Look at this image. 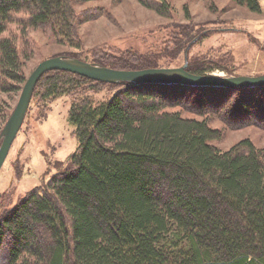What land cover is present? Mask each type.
Here are the masks:
<instances>
[{
	"label": "trees",
	"instance_id": "16d2710c",
	"mask_svg": "<svg viewBox=\"0 0 264 264\" xmlns=\"http://www.w3.org/2000/svg\"><path fill=\"white\" fill-rule=\"evenodd\" d=\"M85 1L0 0V93H18L27 81L25 64L41 52L30 31L113 69L170 66L186 52L190 73L211 71V60L189 57L210 32L192 26L162 50L141 54L111 42L84 50L79 30L93 12L77 9ZM139 1L169 15L166 0ZM261 1L236 0L255 13ZM62 96L71 99L77 150L43 187L0 208V264H264V147L244 139L221 150L208 118L264 130V86L112 84L55 70L33 98ZM12 113L0 102L2 124Z\"/></svg>",
	"mask_w": 264,
	"mask_h": 264
},
{
	"label": "rangeland",
	"instance_id": "374dc122",
	"mask_svg": "<svg viewBox=\"0 0 264 264\" xmlns=\"http://www.w3.org/2000/svg\"><path fill=\"white\" fill-rule=\"evenodd\" d=\"M166 1L171 7L168 16L146 7L139 0L80 3L78 10L93 11L89 21L82 24L79 30L83 49L111 42L109 45L112 48L141 54L153 51L155 47L162 50V44L170 35L173 38L180 36L182 26H192L197 31H210L189 51V57L211 60L208 66L212 69L206 74H264V0L261 1L260 13L239 5L236 0ZM13 30L17 31L15 25L10 26V32ZM28 36L30 42L35 41L33 48H39L41 52L26 62L27 78L41 61L51 57L66 55L82 60L74 56L79 52L76 48L50 43L40 31H30ZM186 55V52L185 55L180 54L170 66L162 67H181L185 64ZM21 91L10 95L0 93V102L14 111ZM110 93L105 90L97 99L106 98ZM70 108L71 99L67 96L43 104L32 97L24 123L0 171L1 209L13 207L30 190L43 187L51 177L69 166V158L78 147L76 129L70 121ZM182 114L186 118H206L185 111ZM208 118L210 126L221 131V139L211 142L221 150L228 151L244 139H250L257 147H264V130L261 128L249 126L237 129L214 116ZM2 123L0 121V134L6 125Z\"/></svg>",
	"mask_w": 264,
	"mask_h": 264
},
{
	"label": "water",
	"instance_id": "95a60500",
	"mask_svg": "<svg viewBox=\"0 0 264 264\" xmlns=\"http://www.w3.org/2000/svg\"><path fill=\"white\" fill-rule=\"evenodd\" d=\"M187 58L188 56L186 55L185 64L181 67L146 68L140 70H118L65 56H55L41 61L27 78L18 103L0 134V171L24 123L38 82L44 74L51 71H66L95 81L112 84L132 82L136 84L162 83L220 87L264 86V74L229 76L190 73L187 70Z\"/></svg>",
	"mask_w": 264,
	"mask_h": 264
}]
</instances>
